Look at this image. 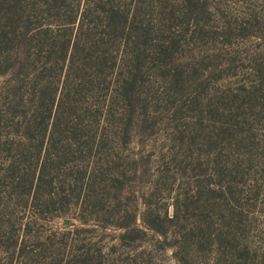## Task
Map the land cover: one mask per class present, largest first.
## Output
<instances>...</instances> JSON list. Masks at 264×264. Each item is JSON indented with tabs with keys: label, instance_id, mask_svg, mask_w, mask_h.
I'll use <instances>...</instances> for the list:
<instances>
[{
	"label": "rangeland",
	"instance_id": "rangeland-1",
	"mask_svg": "<svg viewBox=\"0 0 264 264\" xmlns=\"http://www.w3.org/2000/svg\"><path fill=\"white\" fill-rule=\"evenodd\" d=\"M153 13L163 64L105 187L76 204L57 178L38 221L48 234L72 224L106 264H264V0H161ZM2 191L0 221H19Z\"/></svg>",
	"mask_w": 264,
	"mask_h": 264
},
{
	"label": "trees",
	"instance_id": "trees-1",
	"mask_svg": "<svg viewBox=\"0 0 264 264\" xmlns=\"http://www.w3.org/2000/svg\"><path fill=\"white\" fill-rule=\"evenodd\" d=\"M160 1L0 0V188L22 210L0 221V264H106L72 224L48 234L38 220L57 178L76 204L105 187L163 64Z\"/></svg>",
	"mask_w": 264,
	"mask_h": 264
}]
</instances>
